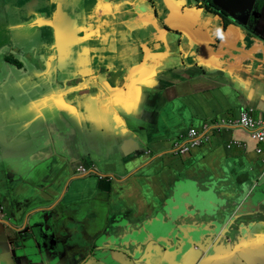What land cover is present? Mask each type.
<instances>
[{"label": "crops", "instance_id": "crops-1", "mask_svg": "<svg viewBox=\"0 0 264 264\" xmlns=\"http://www.w3.org/2000/svg\"><path fill=\"white\" fill-rule=\"evenodd\" d=\"M203 1L0 0L21 65L0 78L23 74L37 107L10 129L0 113V264H264L263 157L226 125L264 118V0H206L225 19ZM86 166L105 181L79 189Z\"/></svg>", "mask_w": 264, "mask_h": 264}, {"label": "flooded vegetation", "instance_id": "flooded-vegetation-1", "mask_svg": "<svg viewBox=\"0 0 264 264\" xmlns=\"http://www.w3.org/2000/svg\"><path fill=\"white\" fill-rule=\"evenodd\" d=\"M18 0H16L17 2ZM90 2V8H92L91 1ZM64 3L68 4V1H64ZM88 1H87V6L85 8V16L86 14L94 13V16L98 14L97 5L93 8V10L90 12L88 11ZM48 5H51V0H48ZM14 17H16L19 14V8L14 7V10L11 11V13ZM87 17V16H86ZM88 18V17H87ZM27 23V22H26ZM28 24V23H27ZM4 36L0 34V39L3 37L1 42L3 43V47L7 48L6 51H4V57H0L1 64L4 67L1 68H6L8 71L10 70H18V67H20V64L18 63L17 60H15V54L14 51L16 50V47H19L20 41L18 38V35H14L12 31L9 29L8 31H5ZM52 32L51 28H45L44 32L41 31L40 36L43 37L44 42L46 40H49L50 38V33ZM36 36H31L28 40L32 42V47H37L39 44L35 40ZM93 38V37H92ZM40 49H42L40 45ZM20 55V54H17ZM15 56V57H14ZM19 60V59H18ZM16 61V62H15ZM22 61V60H20ZM18 66V67H16ZM16 67V69H15ZM23 74L19 73H13L8 79H4V76H1L0 78V113L3 112V110H6V118L3 120L5 122V127L6 129L12 128V126L16 125L17 120H23L27 116H34L37 113V107L33 108V105L30 106V103L28 99L24 96L23 89L27 87L28 82L23 84V79L25 77L22 76ZM69 79V78H65ZM47 87L44 88L46 90ZM13 120V123L11 122ZM0 218L4 221L6 218L4 215L0 213ZM5 222V221H4ZM6 223V222H5ZM9 224V223H7ZM10 225V224H9ZM110 241H113V238L110 237ZM116 241V239L114 240ZM124 242L123 239H120V244Z\"/></svg>", "mask_w": 264, "mask_h": 264}, {"label": "built area", "instance_id": "built-area-1", "mask_svg": "<svg viewBox=\"0 0 264 264\" xmlns=\"http://www.w3.org/2000/svg\"><path fill=\"white\" fill-rule=\"evenodd\" d=\"M228 126H238L249 132L251 139L256 141L259 145L257 152L263 155L264 163V118H257L255 116V109L252 107L245 108L241 113L235 123L227 122ZM201 144L198 134L194 130H190L185 137L181 140H176L172 146V153L178 156L185 155L193 147H197ZM240 146L239 142H230V146Z\"/></svg>", "mask_w": 264, "mask_h": 264}, {"label": "water", "instance_id": "water-1", "mask_svg": "<svg viewBox=\"0 0 264 264\" xmlns=\"http://www.w3.org/2000/svg\"><path fill=\"white\" fill-rule=\"evenodd\" d=\"M57 8H58V5H57ZM37 10V7L34 9V10H32V14L34 15L33 16V21L31 22V24H35L36 26H39V25H43V26H45L44 27V29L45 28H51L52 30H53V34H54V36H55V39H56V41L58 42V40L60 39V38H62V36H61V30H60V32H59V34L57 33V30L59 29L58 27H57V25L55 26L54 25V21L53 20H48V19H46L45 17H43V16H41L42 14H37V13H39V12H37L36 11ZM31 19V17L30 18H27V20H30ZM235 21V20H234ZM58 48V46L56 45L55 46V49H57ZM60 55L58 54V57H59ZM71 74H72V72H71ZM74 77H77L78 75L79 76H81L80 74H76V75H74V74H72ZM83 77V76H82Z\"/></svg>", "mask_w": 264, "mask_h": 264}, {"label": "rangeland", "instance_id": "rangeland-1", "mask_svg": "<svg viewBox=\"0 0 264 264\" xmlns=\"http://www.w3.org/2000/svg\"><path fill=\"white\" fill-rule=\"evenodd\" d=\"M197 9H200V8H197ZM204 12V11H203ZM3 53H5V52H3ZM49 55H52V53H50ZM42 91V90H41ZM40 91V92H41ZM40 92H36V93H40ZM39 96V95H38ZM233 142V141H232ZM39 143L40 144H38V145H40V146H45V147H47L48 148V146H47V144L44 142V141H39ZM238 146V145H237ZM50 149V148H49ZM88 166H90V165H88ZM88 166H86V169H88ZM91 166H96V164H93V165H91ZM83 174V173H82ZM61 175H63L64 177H66L67 175H72L71 174V169H70V162L68 161V164H67V166H65V168L61 171ZM82 177H86V176H80V177H78V178H74V180H75V182H76V184H77V187L80 189V188H82V185H83V181H81L79 178H82ZM88 180H96V182H97V180L98 181H105V179H106V177H103V176H99V178H95V177H89V178H87ZM111 178H107V181L108 182H111Z\"/></svg>", "mask_w": 264, "mask_h": 264}, {"label": "clouds", "instance_id": "clouds-1", "mask_svg": "<svg viewBox=\"0 0 264 264\" xmlns=\"http://www.w3.org/2000/svg\"><path fill=\"white\" fill-rule=\"evenodd\" d=\"M199 6V4L197 5V8H200V7H198ZM201 9V8H200ZM202 10H204V8L202 9ZM206 13V12H205ZM229 145H230V143L228 144V148H233L232 146H230L229 147ZM172 146H173V144H172ZM200 146V145H199ZM198 147V146H197ZM236 147V146H235ZM170 152H171V154L173 155V156H175V157H178V155H175V154H173L172 153V147H171V149H170ZM258 154H260L259 152H257ZM264 154V153H263ZM182 156V155H181ZM260 156H262L263 157V155L262 154H260ZM83 173V174H82ZM91 175H94V176H96L97 178H99V176L97 175V173L96 172H94L93 170H89V169H85V168H76L75 169V171H74V176L76 177V178H78V177H80V176H91Z\"/></svg>", "mask_w": 264, "mask_h": 264}, {"label": "trees", "instance_id": "trees-1", "mask_svg": "<svg viewBox=\"0 0 264 264\" xmlns=\"http://www.w3.org/2000/svg\"><path fill=\"white\" fill-rule=\"evenodd\" d=\"M202 5H203V7H205L203 10L204 12L208 11L210 14L214 13L215 15H218L224 19L227 17V15L223 11L216 9V7L214 5H212L209 1L207 2L206 0H204L202 2Z\"/></svg>", "mask_w": 264, "mask_h": 264}]
</instances>
